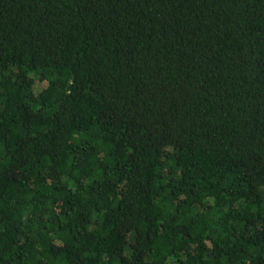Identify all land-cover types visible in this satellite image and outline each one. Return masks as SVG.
Returning <instances> with one entry per match:
<instances>
[{
  "label": "trees",
  "instance_id": "trees-1",
  "mask_svg": "<svg viewBox=\"0 0 264 264\" xmlns=\"http://www.w3.org/2000/svg\"><path fill=\"white\" fill-rule=\"evenodd\" d=\"M0 264H264V0H0Z\"/></svg>",
  "mask_w": 264,
  "mask_h": 264
}]
</instances>
